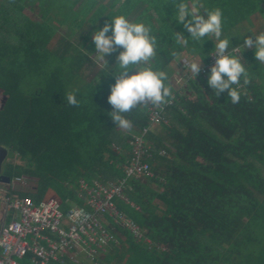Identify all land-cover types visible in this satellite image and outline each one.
Returning <instances> with one entry per match:
<instances>
[{
    "label": "trees",
    "instance_id": "trees-1",
    "mask_svg": "<svg viewBox=\"0 0 264 264\" xmlns=\"http://www.w3.org/2000/svg\"><path fill=\"white\" fill-rule=\"evenodd\" d=\"M202 2L205 10H222L221 38L230 39V54L238 55L232 47L242 45L244 38L264 32V0ZM172 3L0 0V146L12 148L25 162L20 167L13 164L5 173L36 178L34 200L55 197L61 204L67 197L83 203L75 189L80 179L122 175L121 166L130 155L128 140L148 124L151 105L129 114L131 134L117 129L107 97L123 49L105 57L109 71L103 65L97 68L91 37L116 15L144 22L157 37L153 70L167 73L165 83L174 99L162 109L165 121L160 124L167 139L154 138L148 159L154 175L143 182L131 180V189L126 190L139 209L123 201L118 207L147 231L153 247L116 227L123 239L111 244L104 261L264 264L254 248L263 241L258 231L264 230V64L255 60L254 49H243L242 63L251 82L238 88V104L233 105L226 92L215 96L207 84L210 70L195 79L192 75L186 81L191 94H180L170 83L175 74L171 64L196 59L207 66L217 41L214 37L192 41L173 20ZM33 4L38 19L22 13L24 6ZM199 14L207 18L203 9ZM59 25L84 32L69 40L57 31ZM176 33L188 39L187 47L177 42ZM132 74L135 70L130 69ZM69 92L75 93L78 107L67 104ZM151 132L148 140L153 139ZM161 148L165 155L158 154ZM47 264L75 263L64 258Z\"/></svg>",
    "mask_w": 264,
    "mask_h": 264
},
{
    "label": "built area",
    "instance_id": "built-area-1",
    "mask_svg": "<svg viewBox=\"0 0 264 264\" xmlns=\"http://www.w3.org/2000/svg\"><path fill=\"white\" fill-rule=\"evenodd\" d=\"M212 55L208 65L201 66V75L214 66ZM184 65L178 76L186 82L193 74L188 64ZM163 107L150 106L148 124L128 140L130 155L121 166V176L79 180L76 189L82 204L63 208L55 197L35 201L29 195L10 192L9 184L0 187V200L5 213L11 216L0 227V264H47L64 258L75 264H109L104 261L105 254L113 242L123 239L116 227L127 230L135 241L153 247L147 231L128 218L116 200L139 209L126 190L131 189V180L142 182L154 175L148 160L153 156L148 136L153 126L165 121ZM158 154L166 153L161 148Z\"/></svg>",
    "mask_w": 264,
    "mask_h": 264
},
{
    "label": "clouds",
    "instance_id": "clouds-1",
    "mask_svg": "<svg viewBox=\"0 0 264 264\" xmlns=\"http://www.w3.org/2000/svg\"><path fill=\"white\" fill-rule=\"evenodd\" d=\"M175 15L173 20L182 25L190 34L194 42H201L204 38L214 37L215 64L210 68L207 84L216 97L227 93L230 102L235 105L240 102V86L250 84L249 72L246 69L241 53L243 49H254V58L260 64H264V32L243 39V44L232 47L233 55L228 52L229 38H221L223 34V13L220 8L211 11L204 9L202 0H173ZM206 12V17L200 15L201 10ZM95 23V21L93 22ZM111 31V35H107ZM96 60L106 69L105 57L122 48L117 56V71H112L115 84L110 88L107 101L112 107L109 113L114 124L126 131H131L133 121L128 118L133 110L140 107L161 108L174 99L170 86L165 81L167 73L161 70H153L152 61L157 57V37L152 34V29L144 22H132L124 15H116L111 19V24L105 25L92 33ZM177 42L184 47L188 45V39L176 33ZM193 74V79L201 71V60L188 64ZM135 70V74L129 75V70ZM109 71V69H108ZM236 86V87H234ZM67 104L73 107L79 106V101L74 92L66 95ZM154 127V126H153Z\"/></svg>",
    "mask_w": 264,
    "mask_h": 264
},
{
    "label": "rangeland",
    "instance_id": "rangeland-1",
    "mask_svg": "<svg viewBox=\"0 0 264 264\" xmlns=\"http://www.w3.org/2000/svg\"><path fill=\"white\" fill-rule=\"evenodd\" d=\"M37 11H38V8L35 6V4H33L31 6H27L26 5L22 9V12L24 14H26L27 16H29L30 18H32V19H38V17H37L38 16V13H36ZM57 29H58L57 31L59 33H61V34L64 35V38H68L69 40H75V39L77 40V39H79V37H81L82 34H83V32H84V30L82 32V30H80V29L79 30L78 29L67 30L65 25H59L57 27ZM246 50H248V48H246ZM192 62H198V61L196 59H193V60H183V61L180 60V61L173 62L171 64V68L175 71V74L170 79V83H171L172 86H174L180 92V94L181 93L182 94H188V93L191 94L190 91L188 90V88L186 87L185 80H183V79L180 80L181 78L178 76V74L181 73L182 67L185 66L184 64H186V63L187 64H190ZM100 65H102V64L97 61L96 67L98 68V67H100ZM89 76H90V74L88 73L87 74V77H89ZM117 129H119L120 131H122L124 133H130L131 134L133 132V130H134V127H132L131 131L122 130V129L118 128V127H117ZM151 131H152L151 133H153V139H151V140L149 139V142H150L151 145H153L154 142H156V139H154V138H156L157 136L160 137V138H163V139H167V131L164 129V127L162 126V124L156 125V126L152 127ZM163 144H164V146L166 148L169 147V145H168V143L166 141ZM113 148L115 149V147H113ZM7 150H8L7 156L4 159L3 163L1 164V171H2V173H5V172L7 173L10 170L9 167L10 166L12 167L13 164L22 166L25 163L24 161H22L19 158V156L17 155L16 152L12 151V148H11V150L7 148ZM17 178H19V177H17ZM14 180H16L18 182L20 181V183L21 182L22 183H25V185H22V187L28 185L27 187L30 190H32L31 185L32 186H35L36 185V182H37L36 178H31V180L30 179L29 180H27V179L26 180H23V178L22 179L21 178L14 179ZM6 186H8V184ZM120 201L121 200H116V203L118 205H120V203H118ZM1 203L2 202L0 200V204ZM258 236L263 241H262V243L256 245L254 248L256 250L257 256L259 258L264 259V230H262V229L259 230L258 231Z\"/></svg>",
    "mask_w": 264,
    "mask_h": 264
},
{
    "label": "crops",
    "instance_id": "crops-1",
    "mask_svg": "<svg viewBox=\"0 0 264 264\" xmlns=\"http://www.w3.org/2000/svg\"><path fill=\"white\" fill-rule=\"evenodd\" d=\"M23 13V12H22ZM24 14V13H23ZM26 15V14H25ZM0 103H1V101H0ZM3 147H5L6 148V150H7V147L6 146H3ZM7 152H8V150H7ZM7 156V155H6ZM6 158V157H5ZM4 161V160H3ZM3 163V162H2ZM17 167H20V165H17ZM1 174H3V175H6V176H8L6 173H2V171H1ZM10 177V176H9ZM15 177H20L21 179L23 178V180H31V178H34V177H31V176H28V175H25V174H21V175H15L14 177H10V181L9 182H4V181H0V187L2 188V186H5V185H7V184H9V190H10V192H12V193H15V194H22V193H24V194H30L29 196H31L32 197V195H31V193H35V191L37 190V182H36V185L35 186H32L31 185V187H32V190H30L27 186H24V187H22V185H25V183H20V181L18 182V181H16V180H14L13 178H15ZM13 179V180H12ZM77 185V184H76ZM75 189H76V187H75ZM76 194H77V189H76ZM78 195V194H77ZM42 200H44V199H42ZM40 201V200H39ZM75 203H79V202H77V201H73L72 199H70L69 197H67V198H65L64 199V202H62V206H63V208H69V207H72ZM10 219H11V216L8 214V213H5V206H4V204L3 203H1L0 204V227L3 225V224H5V223H7V222H9L10 221Z\"/></svg>",
    "mask_w": 264,
    "mask_h": 264
},
{
    "label": "water",
    "instance_id": "water-1",
    "mask_svg": "<svg viewBox=\"0 0 264 264\" xmlns=\"http://www.w3.org/2000/svg\"><path fill=\"white\" fill-rule=\"evenodd\" d=\"M6 155H7L6 148L3 146H0V181L9 182L10 177L1 174V164H2L3 160L5 159Z\"/></svg>",
    "mask_w": 264,
    "mask_h": 264
}]
</instances>
